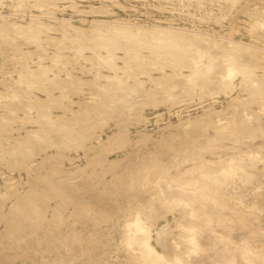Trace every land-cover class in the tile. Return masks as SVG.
<instances>
[{"label":"rangeland","instance_id":"rangeland-1","mask_svg":"<svg viewBox=\"0 0 264 264\" xmlns=\"http://www.w3.org/2000/svg\"><path fill=\"white\" fill-rule=\"evenodd\" d=\"M263 16L264 0H0V264L142 262L137 215L162 264H264ZM230 161L246 171L226 205L212 185L196 198Z\"/></svg>","mask_w":264,"mask_h":264},{"label":"bare ground","instance_id":"bare-ground-1","mask_svg":"<svg viewBox=\"0 0 264 264\" xmlns=\"http://www.w3.org/2000/svg\"><path fill=\"white\" fill-rule=\"evenodd\" d=\"M48 2V1H47ZM30 5H31V3H30ZM54 5V4H53ZM168 5V4H167ZM248 6V5H247ZM27 7H29V5L27 6ZM122 8V7H121ZM39 9V8H38ZM55 9V8H54ZM20 10H21V8H20ZM57 10V9H56ZM61 10V9H60ZM75 10V9H74ZM258 11V10H257ZM101 12V11H100ZM106 12V11H105ZM30 13V12H29ZM42 13V12H41ZM260 13V12H259ZM217 15V14H216ZM4 16V15H3ZM3 16H2V18H3ZM253 16V15H252ZM264 17V16H263ZM7 18V17H6ZM5 18V19H6ZM237 18V17H236ZM257 18V17H256ZM4 19V20H5ZM22 19V18H21ZM71 19V18H70ZM129 19V18H128ZM33 20H34V18H33ZM130 20V19H129ZM37 21V20H36ZM56 21V20H55ZM257 21V20H256ZM15 21H13V23H14ZM39 22V21H38ZM259 22V21H258ZM5 23V25H3ZM3 24H1V26L4 28V26H6L7 27V23L8 24H10L9 23V21L8 22H4ZM18 23V22H17ZM16 23V24H17ZM66 23H68V22H66ZM11 24H12V22H11ZM15 24V23H14ZM20 24V23H19ZM23 24V23H22ZM59 24V23H58ZM93 24V23H92ZM96 24H98L99 25V23H96ZM31 25H32V23H31ZM37 25V24H36ZM35 25V26H36ZM40 25V24H39ZM62 25V24H61ZM60 25V26H61ZM64 25L65 24H63V27H64ZM68 25V24H67ZM66 25V26H67ZM69 25H70V23H69ZM68 25V26H69ZM107 25V24H106ZM105 25V26H106ZM109 25V24H108ZM1 26H0V28H1ZM9 26V25H8ZM34 26V25H33ZM33 26L31 27V28H33ZM59 26V25H58ZM57 26V27H58ZM76 26V25H75ZM93 26H95V25H93ZM97 26V25H96ZM102 26H103V24H102ZM110 26V25H109ZM118 26V25H117ZM10 27H11V25H10ZM13 27V26H12ZM11 27V28H12ZM17 27V26H16ZM37 27V26H36ZM45 27V26H44ZM51 27V26H50ZM56 27V28H57ZM69 27H71V25L69 26ZM90 27V26H89ZM88 27V28H89ZM115 27V26H114ZM119 28H120V25L118 26ZM18 28V27H17ZM30 28V27H29ZM54 28H55V26H54ZM60 27H58L57 28V30L59 31H61L62 29V27L59 29ZM82 28V27H81ZM117 28V27H116ZM123 28V27H122ZM125 29H127L126 27H124ZM123 28V30H125ZM130 28V27H129ZM2 29V28H1ZM25 29V28H24ZM45 29V28H44ZM47 29V28H46ZM48 29H50V28H48ZM64 29V28H63ZM98 28L96 27V29H95V27L93 28V30H97ZM131 29V28H130ZM129 29V30H130ZM137 29H139V27L137 28ZM141 29V28H140ZM139 29V30H140ZM154 29H156V28H154ZM154 29H150V30H154ZM171 29V28H170ZM170 29H168V30H170ZM177 29V28H176ZM27 30V29H26ZM29 30V29H28ZM35 30V29H34ZM43 30V29H42ZM52 30V29H51ZM56 30V31H57ZM77 30V29H76ZM83 31L84 30H86V29H82ZM93 30H91V31H93ZM104 30V29H103ZM103 30H101V32L103 31ZM116 31V30H118L119 31V29L117 28V29H112V30H110L111 32H110V34L111 33H116L117 34V32H114V31ZM120 30H121V28H120ZM141 30H144V29H141ZM147 30V29H146ZM150 30H148V36L145 34L144 35V37L146 38V39H148L147 37H149L150 36ZM39 31V30H38ZM45 31V30H44ZM74 31V30H73ZM81 31V30H80ZM83 31H81V32H83ZM89 31V30H88ZM98 31V30H97ZM113 31V32H112ZM122 31V30H121ZM120 31V32H121ZM128 31V30H127ZM133 31V30H132ZM134 31H136V30H134ZM158 32L160 31V35L162 36L163 34H165V32L164 31H167V29H165L164 28V31H162V32H164L163 34L161 33V28H159V30H157ZM171 31V30H170ZM170 31H168V32H166V33H170ZM189 31V30H188ZM4 32H6V31H4ZM20 32H22V31H20ZM42 32V31H41ZM76 32V31H75ZM105 32V31H104ZM107 32V31H106ZM105 32V33H106ZM146 32V31H145ZM156 32V31H155ZM155 32H153V33H155ZM183 32V31H182ZM181 31H177L176 33H182ZM184 32H186V34H187V36H188V38L189 37H191V36H189V34L187 33V31H184ZM183 32V33H184ZM30 33H31V31H30ZM34 33H36V32H34ZM65 33V32H64ZM68 32L66 31V33L65 34H67ZM88 33V32H87ZM90 33V32H89ZM122 33H125V32H121V36H123L124 34H122ZM131 33V31H129L128 32V34H130ZM133 33V35L134 34H136L137 35V33H134V32H132ZM147 33V32H146ZM173 33V32H172ZM171 33V34H172ZM176 33L174 34L173 33V36L175 35V36H177L176 35ZM18 34V33H17ZM24 33H22V35H23ZM80 34H82V33H80ZM99 34H101V35H103V33H99ZM109 33H107V35H108ZM126 34V33H125ZM128 34L126 35L127 37H128ZM139 34V33H138ZM152 34V33H151ZM159 33H157L156 34V36L158 35ZM167 34V35H168ZM192 35H193V37H195L194 36V34L193 33H191ZM190 34V35H191ZM257 34V33H256ZM11 35V34H10ZM32 35H34V34H32ZM77 35H79V34H77ZM83 35V34H82ZM87 35H89V34H86V35H84V36H86L87 37ZM93 35H95L94 33H93ZM93 35H89L90 36V38L92 39V36ZM97 35H98V33H97ZM96 35V36H97ZM106 34L105 35H103V36H107ZM112 35V34H111ZM119 35V34H118ZM154 34H152L151 36H153ZM166 35V34H165ZM167 35H166V37H167ZM170 35V34H169ZM180 35H182V34H179V37H180ZM202 35V34H201ZM258 35V34H257ZM1 36V35H0ZM81 36V35H80ZM88 36V37H89ZM96 36H95V39H98V38H96ZM102 36V37H103ZM109 37H110V35H108ZM108 36L106 37V39L108 38ZM113 36H114V34H113ZM120 36V35H119ZM132 35L130 34L129 35V37H131ZM135 36V35H134ZM141 36V35H140ZM161 36H159L160 37V39H158L159 40V42H160V40L162 39L161 38ZM173 36H168L170 39L173 37ZM185 36V42H186V40L188 39V38H186L187 36L186 35H184ZM197 38H198V33H197ZM203 36V35H202ZM20 37V36H19ZM24 37V36H23ZM49 37V36H48ZM52 37V36H51ZM73 37H75V36H73ZM78 37V36H77ZM97 37H100L99 35L97 36ZM114 37H116V36H114ZM123 37H125V36H123ZM158 37V36H157ZM165 36H163V40L164 39H166V38H164ZM193 37H191V39L190 40H192L193 39ZM17 38V37H16ZM25 38H26V36H25ZM111 38V37H110ZM113 38V37H112ZM141 38H143V37H141ZM153 38H154V36H153ZM181 38V37H180ZM196 38V37H195ZM194 38V39H195ZM48 39V38H47ZM63 39V38H62ZM105 39V38H104ZM115 39H117V38H115ZM135 39V38H134ZM146 39H143V41H147ZM156 38H154V39H151L150 38V40H152V42H154L153 40H155ZM173 39V38H172ZM171 39V40H172ZM175 39V38H174ZM183 39V36H182V38L180 39V40H182ZM193 39V40H194ZM205 39V38H204ZM231 39V38H230ZM35 40V39H34ZM84 40H85V38H84ZM93 40H94V37H93ZM139 40H142V39H139ZM149 40V39H148ZM192 40V42H194ZM199 40V39H198ZM198 40H197V42H198ZM234 40V39H233ZM232 40V41H233ZM4 41V40H3ZM57 41V40H56ZM100 41V40H99ZM102 41V40H101ZM110 41V40H109ZM132 41V40H131ZM166 41V40H165ZM173 42H170V40H169V44H170V46H171V44L172 43H174V41L175 40H172ZM182 41H184V39L182 40ZM188 41V40H187ZM29 42L30 41H28V44H29ZM48 42V41H47ZM114 42V41H113ZM112 42V43H113ZM155 42H157L156 40H155ZM158 42V43H159ZM167 43H168V39H167V41H166ZM166 42H165V44L164 43H162V44H164V45H166ZM176 42V41H175ZM190 42V41H189ZM188 42V43H189ZM200 42V41H199ZM206 42V41H205ZM226 42H228V41H225L223 44H226ZM230 42V41H229ZM227 43V44H230V43H232L231 45H233L234 43L233 42H230V43ZM238 42L241 44V42L238 40ZM32 43V42H31ZM49 43H51V41L49 42ZM53 43V42H52ZM58 43V42H57ZM101 43V42H100ZM180 43H184V42H181L180 41ZM196 43V42H195ZM218 43V42H217ZM222 43V42H221ZM221 43H218L219 44V48H220V45H221ZM56 44V43H55ZM149 44V43H148ZM174 44H178L179 45V43H178V40H177V43H174ZM187 44V43H186ZM211 44V43H210ZM213 44V43H212ZM237 44V43H236ZM235 44V45H236ZM39 45V44H38ZM131 45V44H130ZM173 45V44H172ZM176 45H173V46H176ZM184 45V44H183ZM183 45H182V47H183ZM193 45V44H192ZM196 45H198V44H196ZM15 46H17V45H15ZM59 46H61V45H59ZM91 46V45H90ZM159 46V45H158ZM167 46V45H166ZM169 46V45H168ZM190 46V45H189ZM188 46V47H189ZM212 46V45H211ZM237 46V45H236ZM241 46V45H240ZM4 47V46H3ZM20 47V46H19ZM22 47V46H21ZM103 47V46H102ZM130 47V46H129ZM139 47V46H138ZM178 47V46H177ZM181 47V46H180ZM210 47V46H209ZM216 47V46H215ZM222 47H223V45H222ZM221 47V48H222ZM254 47H256V45L254 46ZM5 48V47H4ZM64 48V47H63ZM82 48H84V47H82ZM81 48V49H82ZM104 48V47H103ZM173 48V47H172ZM179 48V47H178ZM224 48H226V46L224 47ZM244 48V47H243ZM249 48V47H248ZM166 49V48H165ZM168 49V48H167ZM171 49V48H170ZM182 49H184V48H182ZM230 49H232V48H230ZM236 48H234V50H235ZM238 49V48H237ZM239 49H240V47H239ZM238 49V50H239ZM251 49H252V47H251ZM256 49V48H255ZM21 50V49H20ZM35 50H37V49H35ZM73 50V49H72ZM109 50V49H108ZM117 50V49H116ZM160 50V49H159ZM179 50H181V49H179ZM179 50H177L176 51V53L179 51ZM222 50V49H221ZM225 50V49H224ZM40 51V50H39ZM110 51H113L112 49L110 50ZM174 51V50H173ZM210 51V50H209ZM228 51V50H227ZM232 52H233V50H231ZM250 51V50H249ZM7 52V51H6ZM17 52V51H16ZM20 52V51H19ZM18 52V53H19ZM24 52H25V50H24ZM33 52V51H32ZM37 52V51H36ZM171 52V51H170ZM184 52V51H183ZM211 52V51H210ZM235 52V51H234ZM39 53V52H38ZM78 53V52H77ZM169 53V52H168ZM47 54V53H46ZM167 54V53H166ZM170 54V53H169ZM172 54V53H171ZM181 54V53H180ZM222 54V53H221ZM225 54H227V53H225ZM235 54H236V52H235ZM235 54H232V55H235ZM24 55V54H23ZM37 55V54H36ZM49 55V54H48ZM117 55V54H116ZM192 55V54H191ZM230 55V54H229ZM253 55V54H252ZM27 56V55H26ZM168 56V55H167ZM213 56V55H212ZM236 56V55H235ZM9 57V56H8ZM7 57V58H8ZM29 57V56H28ZM51 57V56H50ZM146 57V56H145ZM229 57H231V56H229ZM234 57V56H233ZM237 57V56H236ZM6 58V59H7ZM13 58V57H12ZM53 58V57H52ZM235 58V57H234ZM121 59H122V57H121ZM123 59H124V57H123ZM126 59V58H125ZM236 59H238V58H236ZM253 59V58H252ZM9 60V59H8ZM114 60V59H113ZM135 60V59H134ZM128 61H130V60H128ZM223 61H225L224 59H223ZM227 61V60H226ZM234 61V60H233ZM232 61V62H233ZM133 62V61H132ZM179 62V61H178ZM209 62V61H208ZM239 62V61H238ZM241 62V61H240ZM106 63V62H105ZM156 63V62H155ZM171 63H173V61L171 62ZM181 63V62H180ZM234 63V62H233ZM236 63V62H235ZM109 64V63H108ZM134 64V63H133ZM112 65V64H111ZM110 65V66H111ZM162 65V64H161ZM114 66V65H113ZM163 66V65H162ZM225 66H226V64H225ZM228 66H230V65H228ZM234 66V65H233ZM245 66V65H244ZM128 67V66H127ZM38 69V68H37ZM41 69V68H40ZM50 69V68H49ZM124 69V68H123ZM195 69V68H194ZM207 69H209V68H207ZM231 69V68H230ZM42 70H44V69H42ZM202 70V69H201ZM22 71V70H21ZM46 72H47V70H46ZM220 72V71H219ZM42 75V74H41ZM192 75V74H191ZM210 75V74H209ZM212 75V74H211ZM223 76H224V74H222ZM184 76V75H183ZM227 76V75H226ZM262 76V75H261ZM42 77V76H41ZM250 78V77H249ZM160 79V78H159ZM176 79V78H175ZM157 80V79H156ZM158 81V80H157ZM57 82V81H56ZM260 82V81H259ZM8 84V83H7ZM53 84V83H52ZM61 84V83H60ZM66 84V83H65ZM113 84V83H112ZM205 84V83H204ZM226 84H228V83H226ZM230 84V83H229ZM249 84V83H248ZM261 84V83H260ZM59 85V84H58ZM57 85V86H58ZM69 85V84H68ZM88 85V84H87ZM174 85V84H173ZM176 85V84H175ZM262 85V84H261ZM50 86V85H49ZM52 86V85H51ZM93 86V85H92ZM243 86V85H242ZM48 87V86H47ZM59 87V86H58ZM230 87V86H229ZM55 88V87H54ZM164 88V87H163ZM19 89V88H18ZM63 89V88H62ZM98 89V88H97ZM162 89V88H161ZM204 89V88H203ZM262 89V88H261ZM44 90V89H43ZM46 90V89H45ZM164 90V89H163ZM47 91V90H46ZM202 91V90H201ZM44 92V91H43ZM180 94V93H179ZM168 95V94H167ZM177 95V94H176ZM22 96V95H21ZM207 96V95H206ZM29 97V96H28ZM173 98V97H172ZM38 99V98H37ZM30 100V99H29ZM69 100V99H68ZM35 101H36V99H35ZM84 101V100H83ZM137 103V102H136ZM37 107V106H36ZM130 107V106H129ZM5 108V107H4ZM7 108V107H6ZM38 108V107H37ZM141 108V107H140ZM15 109V108H14ZM132 109V108H131ZM130 109V110H131ZM40 110V109H39ZM132 111V110H131ZM134 111V110H133ZM136 111V110H135ZM139 111V110H138ZM42 112V111H41ZM5 113V112H4ZM1 115V114H0ZM43 116V115H42ZM48 116V115H47ZM131 116V115H130ZM37 117V116H36ZM41 118V117H40ZM35 119V118H34ZM33 119V120H34ZM44 119V118H43ZM242 119V118H241ZM40 120V119H39ZM42 121V120H41ZM7 122V121H6ZM33 122H35V121H33ZM38 122V121H37ZM43 122V121H42ZM46 124V123H45ZM217 126V125H216ZM232 127H233V125H232ZM244 127V126H243ZM246 127V126H245ZM189 128V127H188ZM241 128V127H240ZM239 128V129H240ZM242 129V128H241ZM237 130V129H236ZM187 131V130H186ZM208 132V131H207ZM224 132V131H223ZM224 134V133H223ZM242 134V133H241ZM245 135H247V134H245ZM217 136V135H216ZM219 136V135H218ZM26 137V136H25ZM24 138V137H23ZM206 138V137H205ZM23 140V139H22ZM25 140V139H24ZM24 142V141H23ZM22 142V143H23ZM201 142V141H200ZM201 155V154H200ZM197 156V155H196ZM214 161V160H213ZM218 161V160H217ZM222 162V161H221ZM232 161H230L225 167H223V168H221L216 174H214V176H212L211 178H209V179H207L206 181H205V183H208V184H205L204 182H200V183H202V184H200V186H197V188H195V189H197V193H196V198H198V199H202L203 197H205L206 199H207V197H206V189H210V188H208L209 186H214V188H215V190H216V188H217V190H216V192L214 193L215 194V197H219V198H221V202L220 201H215V202H218L219 204H217V206H225L226 205V203L224 202V191H223V189H221V191H219L218 189L219 188H221L224 184H227V182H229L230 181V177H231V175L232 174H234L235 173V168H237L238 170L240 169V170H243V171H246V165H244V164H242V163H240V161H238V163L236 164V167H234L233 165H232ZM150 167V166H149ZM220 167H221V165H220ZM145 169V168H144ZM213 169V168H212ZM166 170V169H165ZM162 172V171H161ZM155 173H156V171H155ZM160 173V172H159ZM201 174H202V172H201ZM245 174V173H244ZM172 182V181H171ZM197 182V181H196ZM177 183V182H176ZM175 183V184H176ZM191 190V189H190ZM195 191V190H194ZM196 192V191H195ZM194 194V193H193ZM213 194V193H212ZM212 194H211V196H212ZM141 196H143V195H141ZM140 196V197H141ZM174 196H175V194L174 193H168L167 194V198L170 200V199H173L174 198ZM101 198V197H100ZM103 198V197H102ZM95 201V200H94ZM203 201V200H202ZM201 201V202H202ZM154 202V201H153ZM144 203V202H143ZM147 203V202H146ZM149 204H151V203H149ZM145 205V204H144ZM201 205H203L204 206V204L202 203ZM146 206V205H145ZM212 206H214V205H212ZM217 206H214V207H212L211 209H214V210H216V208H217ZM150 208V207H149ZM221 210V209H220ZM236 210V209H235ZM219 211V210H218ZM138 212V211H137ZM236 213V212H235ZM239 213V212H238ZM133 214H135V213H133ZM239 215V220L241 219V222H243L244 223V218H243V214L242 213H240V214H238ZM142 217V216H141ZM246 218V217H245ZM238 219V218H237ZM243 219V220H242ZM248 219V218H247ZM130 220H132V219H130ZM144 220V219H143ZM237 222V221H236ZM146 223V222H145ZM200 223V222H199ZM246 223V222H245ZM251 223V222H250ZM177 224V223H176ZM179 224V226H183L181 223H178ZM177 224V225H178ZM147 225H149V223H146V225L145 224H142L141 223V219H140V216L139 215H137L134 219H133V221L132 222H128V224H127V226H128V228H129V236H127V244L128 245H135L136 247V249L137 250H139V252H138V254H139V256H140V258H141V261L142 262H139V258H136V264H155L154 263V261H156L158 264H162V263H164V261H166L165 259L168 257H166L165 258V256L162 254V253H160L159 251H157L156 250V248H155V246H154V244L151 242V239L153 238V234L151 233V231L152 230H150L149 228H148V226ZM201 225V224H200ZM251 225V224H250ZM150 226V225H149ZM167 226H168V224L166 225H163L162 227H160V228H158V229H156L155 230V237H154V240L156 241V243L157 244H162L163 242V240H164V238L167 236V234L169 233V229L167 228ZM188 226V224L186 225V227ZM188 227H190V229H191V227H192V225L191 226H188ZM152 228V227H151ZM181 228V227H180ZM254 228H256V227H254ZM258 229V228H257ZM188 230V229H187ZM259 230V229H258ZM190 231L191 230H189V232L188 233H190ZM261 231V230H260ZM261 233V232H260ZM251 234H253V235H255V236H257L258 235V231H256V230H254V229H252L251 230ZM259 235H261V237L259 236ZM258 236L260 237V238H258L259 240H260V242H262V243H264V235H262V234H259ZM208 236V235H207ZM246 237H247V235H246ZM250 237V236H249ZM174 238H176V237H174ZM254 238V237H253ZM257 238V237H256ZM257 239V240H258ZM191 241L194 243V246H198L197 244H198V238L196 239L195 237H191ZM8 242V241H7ZM174 242H176V239H175V241ZM179 242V241H178ZM219 242V241H218ZM232 242V241H231ZM233 242H234V240H233ZM1 243V242H0ZM180 243V242H179ZM221 243H222V241H221ZM227 243V242H226ZM250 243V242H249ZM7 244V243H6ZM11 244V243H10ZM209 244V243H208ZM170 245V244H169ZM174 245V244H173ZM176 246H178L177 244H175ZM190 245V244H189ZM223 245V244H222ZM259 245V244H258ZM261 245V244H260ZM264 245V244H263ZM10 246V245H9ZM191 246V245H190ZM227 246V245H226ZM169 247V246H168ZM199 247V246H198ZM208 247V246H207ZM210 247V246H209ZM171 248V247H170ZM173 248V247H172ZM181 248L183 249V247L181 246ZM232 248V247H231ZM173 249H175V248H173ZM186 249V248H185ZM214 249V248H213ZM2 250V249H1ZM180 250V249H179ZM184 250V249H183ZM187 250H188V247H187ZM196 250V249H195ZM197 250H199L198 248H197ZM222 250V249H221ZM225 250V249H224ZM233 250V249H232ZM246 249L244 248V251H245ZM177 253H178V248H177ZM175 250H173L172 252L174 253V252H176ZM185 251V250H184ZM190 251V250H189ZM227 251V250H226ZM231 251V250H230ZM221 252V251H220ZM245 252H247V251H245ZM184 254L183 252H180V253H178V254H180V255H182V254ZM221 253H223V251L221 252ZM237 253H239V252H237ZM261 253V252H260ZM2 254V253H1ZM219 254V253H218ZM235 254V253H234ZM233 254V255H234ZM243 254V253H242ZM179 255V256H180ZM240 255H241V253H240ZM248 255V254H247ZM251 255V254H250ZM1 256V255H0ZM171 256V255H170ZM186 256V255H185ZM184 256V257H185ZM212 256V255H211ZM223 256V255H222ZM225 256V255H224ZM3 257V256H2ZM1 257V258H2ZM174 256H172V258H173ZM183 257V256H182ZM187 257V256H186ZM185 257V258H186ZM215 257V256H214ZM218 257V256H217ZM220 258H221V256H219ZM242 257V256H241ZM8 258H10V257H8ZM58 258V257H57ZM176 258V257H175ZM185 258H183V261L185 260ZM211 258V257H210ZM230 258V257H229ZM231 258H233V256L231 257ZM256 258V257H255ZM3 259H5V258H3ZM174 259V258H173ZM233 259H235V258H233ZM239 259V258H238ZM132 260H134V259H132ZM167 260H170V258H168ZM182 260V259H181ZM181 260L180 259H178V258H176V261L175 260H173V261H175L176 262V264H180V263H182L181 262ZM213 260V259H212ZM218 260H219V258H218ZM232 260V259H231ZM230 260V261H231ZM246 260V259H245ZM253 260V259H252ZM257 260V259H256ZM5 261V260H4ZM172 261V260H171ZM186 261V260H185ZM229 261V260H228ZM2 262V261H1ZM9 262V261H8ZM133 262V261H132ZM261 262H263V261H261ZM200 263V262H199ZM227 263V262H226ZM230 263V262H229ZM234 263V262H233ZM233 263H231V264H233ZM250 263V262H249ZM3 264V263H2ZM11 264V263H10ZM134 264V263H133ZM209 264V263H208ZM219 264H222V263H219Z\"/></svg>","mask_w":264,"mask_h":264}]
</instances>
